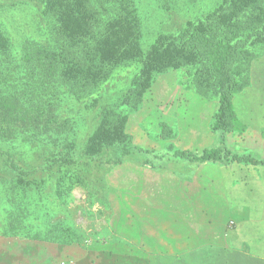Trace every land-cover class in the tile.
<instances>
[{"label":"trees","instance_id":"trees-1","mask_svg":"<svg viewBox=\"0 0 264 264\" xmlns=\"http://www.w3.org/2000/svg\"><path fill=\"white\" fill-rule=\"evenodd\" d=\"M170 12L184 16L174 30L166 25ZM143 31L156 33L146 50ZM263 59L264 0H219L211 8L199 0H0V237L25 247L84 244L63 198L77 185L86 188L85 179L103 183L98 175L131 155L128 113L153 76L171 69L189 76L192 92L216 102L217 134L212 147L172 155L194 165L264 164L224 142L225 134L246 129L234 96L253 87ZM133 61L138 70L124 91L100 92L117 67ZM158 126L162 139L173 136L166 123ZM187 255L164 252L146 261L231 263L207 256L191 263Z\"/></svg>","mask_w":264,"mask_h":264},{"label":"rangeland","instance_id":"rangeland-1","mask_svg":"<svg viewBox=\"0 0 264 264\" xmlns=\"http://www.w3.org/2000/svg\"><path fill=\"white\" fill-rule=\"evenodd\" d=\"M218 1L199 0V5L211 8ZM167 15L170 18L166 20V25L172 30L184 20L182 13L170 12ZM148 33L143 31L140 39L144 50L156 36V33ZM138 64V61H133L117 67L100 92L117 94L124 91L123 86L129 84L138 70ZM258 65L253 87L234 96L236 112L248 128L244 133L225 134L224 142L228 149L236 153L251 154L264 160V59ZM192 88L189 76L182 70L171 69L154 75L152 83L142 93L139 106L129 111L125 122L126 144L131 155L122 164L98 175L99 181L104 180L103 183H96L94 178L85 179L86 188L77 185L63 198L66 209L74 212V220L84 232V244L61 246L38 243L25 247L13 239L0 237V264H150L146 259L156 257L155 248L150 245L147 249L150 252L140 255L137 253L139 249L133 245H141V234L150 243L162 244L165 252L187 253L191 263H197L207 256V261L215 258L219 262L220 258L228 257L231 259L230 264H264V238H256L260 236L257 233L251 238L245 232L234 231V222L231 219L225 221L220 207H214V200L210 197L211 188L204 191L203 187L206 186L203 185V178H210L211 175L220 179V173L212 175L202 170L199 173L194 164L172 155L175 150L199 152L196 149L217 142V134L211 129L216 102L198 96L192 92ZM160 122L172 128L171 138L160 137ZM198 138L202 142H198ZM137 147L162 157H154L149 153L140 157L135 153ZM143 160L147 161V166L139 164ZM254 167L259 168L258 173L264 178V164ZM252 173H248L249 178ZM231 174L235 177L244 175L243 170L235 172L233 168ZM258 177L257 174L252 175L253 181ZM194 180L197 181V187L203 186L200 191H195L199 197L196 198L199 208L197 214L184 206L188 204L187 196L178 189L180 181L189 184ZM150 184L155 190L159 189L160 209L164 217V230L159 233L161 236L158 239L156 236L150 239L151 235H157L152 228L154 225L147 221L151 215L145 212L144 222L140 220V214L146 211L143 207L145 201L141 205L140 200L142 187L146 203L157 202L156 197L150 196V199L148 196L151 194L147 191ZM252 196L256 209L260 201L255 192ZM261 202L264 206V198ZM178 218L181 222L176 226L173 222ZM141 225H144L143 233ZM124 241L133 243L132 247L126 246ZM246 244L250 248L245 247ZM124 253L130 255L126 256L125 261ZM247 253L248 256L245 255ZM243 255L245 259H242Z\"/></svg>","mask_w":264,"mask_h":264},{"label":"crops","instance_id":"crops-1","mask_svg":"<svg viewBox=\"0 0 264 264\" xmlns=\"http://www.w3.org/2000/svg\"><path fill=\"white\" fill-rule=\"evenodd\" d=\"M245 125L247 129L248 126L246 123ZM246 129L242 133L246 132ZM260 132L261 130H259V133H258L259 137H261ZM199 139L200 138H198V142H202ZM214 143L212 142L210 145L200 147L199 149H196V150L201 151L203 149L209 148L212 145H214ZM200 146H203V144ZM194 167L199 169V173L202 171H205L206 174L212 173V175L213 174L217 175L220 173L221 178L218 179L217 177H212L211 175H210V178L208 176L205 179L203 178V181H205L203 185L206 187H203L201 185L197 187V181L195 180L193 182H189V184L186 183V181H180L178 189L185 192L184 196H187V200H188V204L185 203L184 206L188 207L189 209L191 208L193 213L197 214L199 212V208L197 206L196 198H199V197H198V194L196 195L195 191H197V189L200 191L202 187L204 188V191H205L206 189L208 190V187H210L211 188L210 191L212 193L210 197L214 200L213 201L214 207L215 208L220 207L221 215L224 214L225 221L226 220L229 221L231 219L234 222V231L245 232L246 236L249 235L251 238L256 236V233H257V234H260V236L256 238H259V239L264 238L263 236L264 206H262L263 203L261 202V199L264 198V178H262V176L259 175L258 173V171H260L259 168L254 167L253 165H242V164H237V163H232L229 165H222L219 163H205L202 165H195ZM232 168L235 170V172H240L243 170L244 175L238 176V177L233 176L231 174ZM250 172H253V173L250 174V178H249L248 173ZM256 174L259 177L254 178V181H255L254 182L252 175L255 176ZM158 186L159 185H157L156 188ZM143 188L144 187H142L141 189L140 200H141V205H143V201H145L143 207L146 208V211H143V213L140 214V217H141L140 220H142V223L144 222L145 212L151 215L147 219V221L150 222L151 225H154L152 226V228L154 229V231H156L157 235L155 234L151 235L152 238L150 239H154L153 236H156V239H158L161 236L159 233L164 230V227H162L163 222H164L163 220L164 217L162 214V210L160 209L159 189L157 188L155 190L153 188V184H150V188L149 187L147 188V191L151 192V194H148L149 198L150 196L157 198V202L155 204H153L152 202L148 204L146 203V200H145L146 198L143 197V194L145 196ZM253 192L256 193L257 199L260 201V205H257L256 209H254V204L252 203V200H253L252 193ZM127 206L128 205L126 204V207ZM180 222L181 220L180 218H178L177 221L173 222V224L177 226L178 224H180ZM141 227H142V230L141 229L140 230L143 233L144 225H141ZM141 240H142V243L140 246L131 243L135 245L134 246L135 248L139 249V251L137 252L138 254L147 255L150 252L147 250L150 247V245L155 248L154 253H156V255L159 253L163 254L165 252L164 250H162L163 249L162 244H160L159 246L158 242L150 243L149 239L145 238V236H143L142 234H141ZM131 244H129L130 248L132 247ZM159 247L161 250H159Z\"/></svg>","mask_w":264,"mask_h":264},{"label":"built area","instance_id":"built-area-1","mask_svg":"<svg viewBox=\"0 0 264 264\" xmlns=\"http://www.w3.org/2000/svg\"><path fill=\"white\" fill-rule=\"evenodd\" d=\"M61 264H69V263L62 262Z\"/></svg>","mask_w":264,"mask_h":264}]
</instances>
